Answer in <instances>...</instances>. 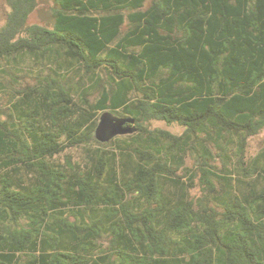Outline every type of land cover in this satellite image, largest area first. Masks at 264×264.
Here are the masks:
<instances>
[{
  "label": "trees",
  "instance_id": "trees-1",
  "mask_svg": "<svg viewBox=\"0 0 264 264\" xmlns=\"http://www.w3.org/2000/svg\"><path fill=\"white\" fill-rule=\"evenodd\" d=\"M54 2L0 27V264H264V0Z\"/></svg>",
  "mask_w": 264,
  "mask_h": 264
},
{
  "label": "rangeland",
  "instance_id": "rangeland-1",
  "mask_svg": "<svg viewBox=\"0 0 264 264\" xmlns=\"http://www.w3.org/2000/svg\"><path fill=\"white\" fill-rule=\"evenodd\" d=\"M55 7V2L54 0H38V7L37 9L30 15L29 18V23H40L42 25H47L51 26L53 24V8ZM11 10V6L8 3V0H0V27L5 24L7 20L8 13ZM26 63L32 67V60H26ZM21 82L23 84H28L33 81L32 77L25 76L20 78ZM97 94L93 96V100L96 99ZM7 98L5 97H0V107L6 108L7 106ZM111 114V113H110ZM113 115V114H111ZM116 116H121L123 117V114H116ZM127 116V115H126ZM97 123L99 124L102 120V115H99L97 117ZM110 124L108 122H104L103 126L106 127L107 133L105 134L106 136L110 137L111 136V128L109 127ZM149 126L151 128H163V129H168L173 133L176 134H181L184 132L185 127L178 124V123H172L168 124L166 121L162 120H153L150 122ZM108 134V135H107ZM123 137H128L129 133H122L118 134ZM118 135H113L110 138L107 139L106 143L113 145V139L118 136ZM247 162L250 166V164L253 163L255 159V164L258 165L259 167L261 165L264 166V129L256 134L255 136H252L249 138L248 145H247ZM82 148H77V149H72L71 152L74 155H79L81 153ZM216 164L218 166V173L219 174H224V175H230L229 172L223 171V163L220 159L216 160ZM187 166L190 168L191 171H187L185 169L179 171L180 174L187 175L184 180L187 182L188 177L193 175V182L195 184V187L191 189V195L197 198L198 196L201 195V183H200V175L201 171L199 170L195 157L194 155H189L187 158ZM232 175V174H231ZM234 176L240 177L242 176L241 174L239 175L238 173L234 174Z\"/></svg>",
  "mask_w": 264,
  "mask_h": 264
},
{
  "label": "water",
  "instance_id": "water-1",
  "mask_svg": "<svg viewBox=\"0 0 264 264\" xmlns=\"http://www.w3.org/2000/svg\"><path fill=\"white\" fill-rule=\"evenodd\" d=\"M104 122H108L110 124V126L109 125L108 126L111 128V136H113V135H118V134L130 132L132 130V128L126 126V124L127 123H131V124L134 123L135 119L133 117H129V116L113 117L110 113H106L101 120V124L103 125ZM106 133H107V130H104V135ZM110 137L106 136L107 139Z\"/></svg>",
  "mask_w": 264,
  "mask_h": 264
}]
</instances>
